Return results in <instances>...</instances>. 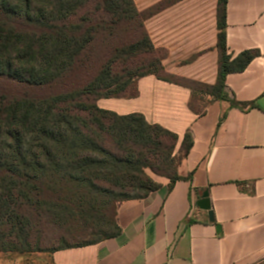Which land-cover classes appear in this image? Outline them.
I'll return each instance as SVG.
<instances>
[{
  "label": "trees",
  "instance_id": "16d2710c",
  "mask_svg": "<svg viewBox=\"0 0 264 264\" xmlns=\"http://www.w3.org/2000/svg\"><path fill=\"white\" fill-rule=\"evenodd\" d=\"M179 1L139 11L134 0H0V253H54L117 237L118 204L161 187L147 171L170 189L181 179L190 131L175 153L176 134L97 101L135 98L137 80L154 75L188 87L198 115L201 94L247 106L229 96L226 76L259 52L228 54V0L217 2L215 85L164 69L168 53L154 47L145 22Z\"/></svg>",
  "mask_w": 264,
  "mask_h": 264
},
{
  "label": "crops",
  "instance_id": "0c3cea01",
  "mask_svg": "<svg viewBox=\"0 0 264 264\" xmlns=\"http://www.w3.org/2000/svg\"><path fill=\"white\" fill-rule=\"evenodd\" d=\"M134 1L143 11L163 0ZM217 2L181 0L146 20L152 44L168 53L162 61L168 74L218 81ZM226 23L232 58L259 52L244 71L226 76L229 96L247 106L201 94L198 115L189 108L188 87L154 75L137 80L135 98L97 101L100 109L141 113L176 134L175 153L187 131L193 146L172 189L169 179L151 173L157 191L118 204L117 237L56 251L51 264H264V0H228ZM205 191L213 222L198 204Z\"/></svg>",
  "mask_w": 264,
  "mask_h": 264
},
{
  "label": "rangeland",
  "instance_id": "374dc122",
  "mask_svg": "<svg viewBox=\"0 0 264 264\" xmlns=\"http://www.w3.org/2000/svg\"><path fill=\"white\" fill-rule=\"evenodd\" d=\"M150 175L151 172L147 171ZM58 244H48L46 247L52 249ZM51 252H35V253H0V264H51L48 261V257L51 255Z\"/></svg>",
  "mask_w": 264,
  "mask_h": 264
},
{
  "label": "water",
  "instance_id": "95a60500",
  "mask_svg": "<svg viewBox=\"0 0 264 264\" xmlns=\"http://www.w3.org/2000/svg\"><path fill=\"white\" fill-rule=\"evenodd\" d=\"M208 192L205 191V193L203 194L201 200L199 201V206L203 209V210H207L208 212V215H209V221L210 222H213L214 220V214L213 212L211 211V207H210V202L208 200ZM217 230L218 232L220 233V227L217 226Z\"/></svg>",
  "mask_w": 264,
  "mask_h": 264
}]
</instances>
